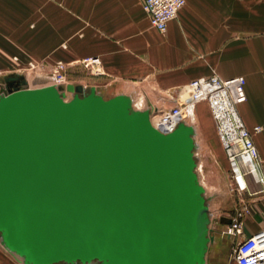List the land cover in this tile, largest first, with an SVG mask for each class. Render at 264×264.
I'll return each mask as SVG.
<instances>
[{"label":"water","instance_id":"95a60500","mask_svg":"<svg viewBox=\"0 0 264 264\" xmlns=\"http://www.w3.org/2000/svg\"><path fill=\"white\" fill-rule=\"evenodd\" d=\"M0 242L23 264H206L193 126L156 130L123 94L1 79ZM222 221V218H220ZM227 220L226 224H230Z\"/></svg>","mask_w":264,"mask_h":264},{"label":"crops","instance_id":"0c3cea01","mask_svg":"<svg viewBox=\"0 0 264 264\" xmlns=\"http://www.w3.org/2000/svg\"><path fill=\"white\" fill-rule=\"evenodd\" d=\"M88 58L108 78L92 88L104 95L120 87L113 96L139 100L149 112L172 107L177 92L194 80L242 76L246 101L238 109L248 129L261 128L253 141L264 178V0H186L165 33L150 26L141 0H0V74H18L41 60ZM195 131L205 147L218 139L211 117L205 133L196 123ZM219 151L216 167L228 172ZM245 181V191L233 189L238 209L225 218L240 212L242 237H249L264 230V184L251 176ZM223 253L222 245L210 246L207 264H231V253ZM0 264L23 263L0 242Z\"/></svg>","mask_w":264,"mask_h":264},{"label":"built area","instance_id":"2783aa9c","mask_svg":"<svg viewBox=\"0 0 264 264\" xmlns=\"http://www.w3.org/2000/svg\"><path fill=\"white\" fill-rule=\"evenodd\" d=\"M185 2L141 0L150 26L159 33L166 32L169 22L176 18ZM245 101V79L242 76L222 79L213 74L190 82L177 92L172 107L153 108L150 116L156 122V130L170 133L180 123L195 122L193 113L197 105L205 103L226 157L234 190L242 192L247 188V176H251L256 183L264 184V178L259 173L261 161L253 141L254 134L259 133L261 128L250 130L245 126L238 109ZM240 217L239 212L222 231L223 236L234 242L232 264H264V230L242 237Z\"/></svg>","mask_w":264,"mask_h":264},{"label":"rangeland","instance_id":"374dc122","mask_svg":"<svg viewBox=\"0 0 264 264\" xmlns=\"http://www.w3.org/2000/svg\"><path fill=\"white\" fill-rule=\"evenodd\" d=\"M96 61L85 59L83 62H62L57 61L53 64H47L44 61L32 62L31 64L21 68L18 74L26 81V85L21 86V88H42L46 86L53 85H73L82 86L83 93L86 95L89 93L92 87H100L106 85L108 82L107 76L101 67L97 66ZM5 77L9 74H0ZM2 88H4L2 84ZM121 89L120 87H115L113 90L107 91L104 95V99H109L113 97L115 91ZM64 95V100H70L73 94L69 92H62ZM136 109L144 110L145 105L141 101H136L133 103ZM151 114V112H150ZM209 111L205 103L198 104L195 110V122L191 123L187 121L195 129V123L204 132V129L209 124ZM205 133V132H204ZM195 147L193 150L194 158L197 164L195 172L197 174V179L199 184L204 189L203 197L205 199L206 205L208 207V212L210 214V225L209 228H214V222L217 221L218 217H225L228 214L233 216V213L238 209L239 196L233 191V181L230 177V172L220 171L216 167V160L218 156L214 153L215 150L219 151L221 145L218 139L209 142L208 147L203 146L197 133H194ZM220 152V151H219ZM218 154V153H217ZM225 158V155L221 153V160ZM228 165V164H227ZM223 231V230H222ZM222 231L220 234L214 236V241L209 244V247L217 243L222 245L223 254L226 252H232L234 242L223 236ZM208 247V248H209ZM207 264V262H206ZM232 264V262H231Z\"/></svg>","mask_w":264,"mask_h":264},{"label":"flooded vegetation","instance_id":"af4514ba","mask_svg":"<svg viewBox=\"0 0 264 264\" xmlns=\"http://www.w3.org/2000/svg\"><path fill=\"white\" fill-rule=\"evenodd\" d=\"M15 84H16V82L8 81L6 84H3V86L9 88L11 86H14ZM220 218H222V221H220ZM220 218L216 222L213 223L214 226H216V227L210 228V235L211 236H213V235L216 236L217 234H219L220 231L218 228L225 225L226 221L229 220L225 217H220Z\"/></svg>","mask_w":264,"mask_h":264},{"label":"bare ground","instance_id":"6f19581e","mask_svg":"<svg viewBox=\"0 0 264 264\" xmlns=\"http://www.w3.org/2000/svg\"><path fill=\"white\" fill-rule=\"evenodd\" d=\"M54 87H57V85H53ZM60 86H63L64 88H63V91L64 92H67V90H66V86L67 85H60ZM23 89H26V88H23ZM27 89H29V88H27ZM96 90V89H95ZM70 93V92H69ZM72 94V93H71ZM65 101H68V100H65ZM131 105H132V108L133 109H135V110H140V109H136V107H134V105H133V103H132V101H131ZM145 110V109H144ZM144 110H140V111H144ZM193 117L195 118V114L193 113ZM149 121H150V124L152 125V127H154V128H156V129H158L157 127H156V122L154 121V120H152L151 119V116H150V112H149ZM191 123H194L193 121H190ZM186 125H190V124H187V123H185ZM190 126H192V125H190ZM195 144V143H194ZM194 154V153H193ZM195 159V158H194ZM195 163H196V161H195ZM197 168V164H196V167H195V169ZM57 264H62V263H57Z\"/></svg>","mask_w":264,"mask_h":264}]
</instances>
